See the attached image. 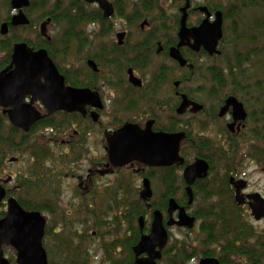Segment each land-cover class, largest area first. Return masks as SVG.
Instances as JSON below:
<instances>
[{
  "label": "flooded vegetation",
  "instance_id": "af4514ba",
  "mask_svg": "<svg viewBox=\"0 0 264 264\" xmlns=\"http://www.w3.org/2000/svg\"><path fill=\"white\" fill-rule=\"evenodd\" d=\"M11 1L9 4L13 15L4 22L9 26V33L1 35L3 38L9 37L12 30L27 29L32 25L27 14L32 1L29 0L30 6L23 11L30 25L18 27L12 25L13 17L19 12L12 9ZM65 1L67 0H54L58 3ZM82 1L89 12L98 15V19L84 26L81 57L75 53V58L63 67L67 76L58 63L50 58L65 78L67 87L89 90L93 94L84 108L85 113L56 111L49 114L39 101L34 106L42 119L26 132L12 124L8 114L10 108H0V119L7 122L16 134L12 133L15 141L7 140L10 144L14 143L17 150L8 158L7 163L11 165L24 162L26 170L28 169L32 158L31 149L26 150L27 141L31 146L35 145V150L46 148L50 152L46 161L53 176L47 181V185L42 184L45 188L42 192L57 202H64L63 198L70 192L73 203L67 205L69 216L73 211H83L88 215L94 209V203H97L100 208L99 216L97 215L99 219H95L93 223L103 234L94 229L91 235L94 236L93 239L100 234L104 235L102 242L105 257L102 261H112L106 255L115 256V261H132L131 264L146 259L147 253L137 257L135 249L143 237L151 235L157 212L162 214L163 226L168 234L167 245L157 264L174 260L170 257L171 254L176 255L175 251L171 253L174 248L189 252L187 261H198V264L204 259H217L220 263L249 261L248 257L223 254L222 249L230 241L245 250L249 249L251 239L248 231L251 224L248 216L255 223L264 221H257L253 216L264 204V195L252 188L247 176L249 166L261 165L251 161L248 167L245 166L248 155L243 151L250 145L251 138L264 135V115L255 118L257 114L252 110L251 98L244 97L250 94L245 90L248 83L193 81L194 75L202 67L205 72L215 68L205 66L203 61L215 60L222 55L220 46L228 25L224 14L219 10L210 11L211 7L205 0H190L186 11L187 29L199 27L208 17L200 10L202 8L210 13L211 23L216 21L218 12L222 13L223 38L217 48L221 54L210 55L203 46L199 51L191 48L195 44L193 39L184 42L181 37L186 0L163 1L155 13L156 17L146 10L147 3L142 0H107L113 7V14L109 17L105 16V10L98 3ZM43 24L47 25L45 34L42 33ZM50 25L52 20L48 19L37 28L38 33L48 42L54 37L48 34ZM182 42L184 44L180 46ZM22 43L35 51L45 49H34L27 42L14 43L10 61L0 73L11 64L14 47ZM172 51H178L186 64L181 65L172 56ZM132 76L141 82V86L131 82ZM96 98H99L100 103L95 101ZM232 98L242 105L245 117L234 105L228 103ZM30 101L31 98L28 97L26 103L29 104ZM59 114L67 117V128L57 124L56 128L33 131L43 120L56 122ZM253 122L259 125L258 129ZM129 124L138 126L141 130L150 125L155 134L182 135L179 151L181 162L163 167H150L140 162H132L120 168L112 166L109 160V139ZM45 143L46 145H42ZM236 155H239L237 161ZM198 161L208 164L206 176H202L204 170L197 169L189 178L188 169ZM52 166H56V169ZM106 171L107 173L102 174ZM22 177L23 174L0 179L7 192L0 209V221L7 216L8 201L12 198L18 201L16 194L20 191ZM188 178L190 181L194 178L192 184H189ZM146 180L150 183L152 196L144 199L142 193ZM138 181L141 183L140 187ZM172 201L177 204L178 209L171 214ZM126 202L129 203L125 204ZM137 202L141 203V212L131 207ZM182 210L189 218L195 219L192 228L175 224L179 222ZM34 212L43 216L47 214ZM56 217L49 216L50 221L45 217L47 224L43 247L49 264H53V255L45 247L46 231L49 230L50 235L57 237L55 241L59 243L61 230ZM233 218L239 219L237 239L225 235L224 231ZM173 229L179 230L184 237L176 238L171 232ZM86 231L83 226L77 228L76 235L80 241L85 239ZM108 246L115 248L111 250ZM9 249L14 250L13 257L6 255ZM3 252L8 264H19L15 248L5 246ZM261 254L264 264L263 249ZM89 259V255L85 256L80 251L77 261Z\"/></svg>",
  "mask_w": 264,
  "mask_h": 264
},
{
  "label": "water",
  "instance_id": "95a60500",
  "mask_svg": "<svg viewBox=\"0 0 264 264\" xmlns=\"http://www.w3.org/2000/svg\"><path fill=\"white\" fill-rule=\"evenodd\" d=\"M87 3H98L105 10V16L113 14V7L107 0H85ZM187 6L183 9L182 19V39L189 42L195 41L191 45L195 51H199L201 46L210 54H221L217 48L223 38V15L221 12L216 14V21L210 22V13L206 8L200 9L207 14L203 23L192 29L186 28L187 9L190 6V0H186ZM12 9L18 11L12 19V25L28 26L30 21L24 14V9L30 6L29 0H12ZM47 31V25H42V33ZM0 33L6 36L9 33V26L4 23L1 26ZM183 42L180 44L182 46ZM179 46V47H180ZM172 56L177 59L181 65L186 61L179 55L178 51H172ZM93 65V64H92ZM131 82L141 86V82L131 77ZM93 95L89 90H77L66 86L65 78L60 74L58 68L51 60L45 49L35 51L27 44H17L13 50L11 64L0 73V108L8 109L10 120L15 127H19L26 132L42 119L35 108V104L41 101L49 114L56 111H66L68 113L84 112V108ZM30 97V103L26 99ZM96 102L100 103L99 98ZM229 104L234 105L237 111L243 117L246 116L242 105L235 99H230ZM183 136L180 134H155L149 125L145 130H141L135 125H126L113 134L109 139V160L112 166L116 168L123 167L132 162H140L150 167L170 166L181 162L180 143ZM197 169L208 170V164L205 161H198L191 166L187 174L190 176ZM103 172L102 174H105ZM188 178L189 184L193 183ZM145 189L142 193L144 199L151 198L152 191L149 181L144 182ZM191 194V190L189 189ZM7 192L0 183V209L6 198ZM264 203V201H263ZM178 209L177 204L172 201L171 214ZM254 218L257 221L264 219V204L260 206L258 212H254ZM162 214H155L153 230L150 236L143 237L141 243L136 247L137 257L147 253L148 257L143 260L135 261L134 264H157V260L162 258V250L167 245L168 234L162 222ZM195 219L189 218L181 212L179 222L180 227L194 226ZM46 218L39 212L25 210L19 202L12 198L8 201L7 216L0 221V264H8L4 259L3 247L11 246L17 251V261L19 264H49L48 255L43 247L45 236ZM171 225H173L170 222ZM159 249V250H158ZM199 264H221L217 259H204Z\"/></svg>",
  "mask_w": 264,
  "mask_h": 264
},
{
  "label": "trees",
  "instance_id": "16d2710c",
  "mask_svg": "<svg viewBox=\"0 0 264 264\" xmlns=\"http://www.w3.org/2000/svg\"><path fill=\"white\" fill-rule=\"evenodd\" d=\"M1 1H6L7 7H10V0ZM31 1L28 12L36 13V15L39 13L40 19L38 22L51 19L52 25H61L63 28L62 35L60 34L59 38L53 37L48 42L38 33L35 25L36 20L32 18V25L29 28L12 30L11 34L13 36L0 39V52L6 55L4 61L0 60V70L9 63L12 47L16 42H27L34 49H47L50 57L63 70V67H66L67 63L75 58V53L81 57L84 26L87 23L97 20L98 15L95 12H89L82 0H71L69 3H58L54 2V0ZM142 1L147 3L148 9L146 8V10L148 12L151 11L155 15L161 7L162 2L169 0ZM206 1L208 6L211 7L209 8L210 11L214 12L215 10H219L224 14L228 25L225 29L224 39L220 47L222 55L224 53L230 54L225 58L226 66L222 70L213 68L209 70L208 74L214 82H254L256 87H246L245 90L250 92V94L248 96L244 95V97L246 99L251 98L252 102L264 106V0H218L219 5L215 3L217 0ZM48 7L50 8L49 11H47ZM17 34L20 35L17 36ZM223 47L225 49L224 51ZM62 72L66 75L65 70ZM66 78L70 81L68 77ZM255 97L257 98L256 100ZM59 116L56 122H51L48 119L43 120L34 127L33 131L40 128H56L57 124L62 128H67V124L69 123L67 117H64L65 115L63 114H59ZM4 124L3 120L0 119V179L3 174V167L1 165L4 163L6 155L17 151L16 145L14 143L10 144L3 135ZM13 131L14 129L11 130V133L16 135ZM11 136L13 135L11 134ZM255 139L264 144V135L256 136ZM29 144L27 141L26 150L31 149L30 156L32 158V164L25 171L24 177L21 178L22 180L19 184L20 191L17 192L16 198L20 205L28 211H40L53 217L59 214L62 217L61 223L66 225L67 217L64 213L60 214L58 212L57 204L55 205L57 201L42 192L45 189L42 184L47 185V181H50V178L53 176V171L46 161L47 156L50 157L51 154L46 148H41L43 150L39 148L35 150V145L31 146ZM259 154L261 155L259 160H264V149L263 151H259ZM42 187L43 189H41ZM132 206L133 209L141 212V203L137 202L132 204ZM138 206L139 209H137ZM89 214L99 216L93 209L90 210ZM86 217H88L87 214ZM238 221V218L230 220L229 226L224 230L225 235H231L237 239L239 236L237 229L240 227ZM248 234L251 239L249 249L245 250L242 247L236 246L234 244L235 242L230 241L222 249V252L223 254L228 253L234 255V257H248L249 261H221L222 264H263L261 261L263 255L261 253L262 249L264 250V245L260 244L261 242L263 243L262 238L251 227ZM108 247L111 250L115 248V246ZM174 251L176 255H170L174 260L165 261V264H190L193 262L187 261L189 259V252L174 248L171 253ZM49 254L51 255L50 252ZM106 258L112 260L105 261L109 264L132 263V261H115V256L111 255L109 257L106 255Z\"/></svg>",
  "mask_w": 264,
  "mask_h": 264
},
{
  "label": "rangeland",
  "instance_id": "374dc122",
  "mask_svg": "<svg viewBox=\"0 0 264 264\" xmlns=\"http://www.w3.org/2000/svg\"><path fill=\"white\" fill-rule=\"evenodd\" d=\"M71 0H67L65 1V3H69ZM164 2H168V1H164ZM205 2H207L205 0ZM217 5H219L218 0L215 2ZM163 4V3H162ZM165 6V4L163 5ZM222 7V6H221ZM49 11L50 8H47ZM29 18L32 19L34 18L36 20L35 25L36 28L39 29V25L43 22L39 21L40 19V14L38 13V15H36V13H27ZM13 15V12L11 11L10 7H7L6 1H1L0 0V27L1 25L8 21L9 18ZM43 15V14H42ZM156 17V15H155ZM62 31L63 28L61 25H50L48 27V34L52 37H60V34L62 35ZM21 32V31H20ZM20 34H17V36H19ZM24 35V34H23ZM10 36H13V34H10ZM3 38L0 36V39ZM84 39V37H83ZM224 47H223V51H224ZM230 55L228 53H224L222 56H220L219 58L215 59V60H208V61H203V64L205 66H214L215 68H218L219 70H222L225 66H226V59L227 56ZM6 59V55L3 52H0V60L4 61ZM157 63V62H156ZM155 64V63H154ZM203 64H200L203 66ZM157 67V64H155ZM193 81H196V83H202V81H212L210 75L208 74V72H205V68L202 67V69L198 72V74L196 73L194 75ZM248 87H256V84L254 82L252 83H248ZM257 97V96H256ZM255 97V100L257 99ZM264 100V99H263ZM252 107L251 109L254 111V114H257V116H255V118H261L264 115V106L257 104L255 102L250 101ZM262 112V114H261ZM253 124H255V122H253ZM255 128L258 129L259 125L255 124ZM3 135L6 137V140L8 139H12V141H15L13 139V136H11V129L8 126L7 122L4 124L3 127ZM41 142V141H39ZM38 142V144H39ZM16 143H17V139H16ZM42 145H46L42 144ZM264 149V144L261 143L259 140L255 139V138H251L250 139V145L246 146L243 151L245 153V155H248V157L245 159V166H249V162L251 161H264V160H259L261 158V155L259 154V151H263ZM14 153H8L4 159V163L1 165V167H3V174L2 177L3 179H5L7 176H12V177H17L19 175H24V171L26 170L25 166L26 164L24 162H17L15 164H11L9 165L7 163L8 158H10L11 156H13ZM236 160H239V155H236ZM258 164H260L261 166H258L257 164H252L251 166H249L248 171H247V176L248 178H250V182H251V186L254 190L258 191L260 194L264 195V172L262 171V169H264V162H259ZM51 165V164H50ZM258 166V167H257ZM53 168L56 169V166H52ZM60 170V169H59ZM139 187L141 186L140 181H138ZM12 187V186H11ZM157 188V185H156ZM72 196H70V192L68 193V195H66V197H64V202H56L55 205L57 204V210L58 212L64 213L67 217L66 221L67 224L63 225L61 223V219L62 217L58 216L55 219H59V222L57 223L59 225V229L61 230V233L59 234V243H57L55 241V239H57V237H53L52 235L49 234V230L48 234L46 231V249L49 253V251L52 253L53 258L51 257V259L53 261V264H84V263H88V264H109L104 260V248H103V242H102V235L103 232L102 230H98L95 226V224L93 222H95V219H99V217H97V215H90L88 214L89 217H86L85 212L80 211L78 213V211H73V213L69 216L67 215V211H68V207L67 205H70V203H73L71 200ZM129 202H126L125 204H128ZM94 209L93 211L97 212L98 214L100 213V208L97 206V203H94ZM61 211V212H60ZM44 216L49 220V216L48 214H44ZM248 219L250 221L251 224V229H253L260 238H262V241L264 242V221L261 223H255L253 221V219L251 217L248 216ZM50 221V220H49ZM50 226V225H49ZM83 226L84 230L86 229V234H85V239L80 241V239L77 238L76 235V231L77 228ZM97 230L98 232H100V236L96 237V239H93V235H91L92 230ZM171 232L174 234V236L176 238H182L184 237L183 233H181L179 230L177 229H173L171 230ZM261 232V234H259ZM88 240V241H87ZM80 242H82V245L80 244ZM57 243V246H56ZM85 243V244H84ZM260 244H263L262 242ZM84 250V251H83ZM80 251H82L85 256L89 255V261H77V258L79 257V253ZM9 255V257H13L15 255L14 250H7L6 251V255ZM190 264H198V261H194L191 262Z\"/></svg>",
  "mask_w": 264,
  "mask_h": 264
},
{
  "label": "bare ground",
  "instance_id": "6f19581e",
  "mask_svg": "<svg viewBox=\"0 0 264 264\" xmlns=\"http://www.w3.org/2000/svg\"><path fill=\"white\" fill-rule=\"evenodd\" d=\"M0 36H1V33H0Z\"/></svg>",
  "mask_w": 264,
  "mask_h": 264
}]
</instances>
